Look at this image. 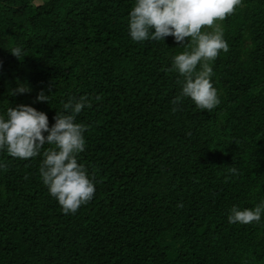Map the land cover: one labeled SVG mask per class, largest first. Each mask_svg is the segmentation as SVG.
Here are the masks:
<instances>
[{
	"label": "trees",
	"instance_id": "trees-1",
	"mask_svg": "<svg viewBox=\"0 0 264 264\" xmlns=\"http://www.w3.org/2000/svg\"><path fill=\"white\" fill-rule=\"evenodd\" d=\"M134 3L0 0V116L24 104L51 127L70 98L89 99L78 162L95 184L64 214L42 182L44 149L26 160L0 150V264H264V214L228 222L233 206L264 201V0L221 22L220 104L208 112L186 97L175 113L183 77L165 69L184 46L133 41ZM19 83L31 91L11 94Z\"/></svg>",
	"mask_w": 264,
	"mask_h": 264
},
{
	"label": "clouds",
	"instance_id": "clouds-1",
	"mask_svg": "<svg viewBox=\"0 0 264 264\" xmlns=\"http://www.w3.org/2000/svg\"><path fill=\"white\" fill-rule=\"evenodd\" d=\"M242 6V0H135L128 21L133 41H164L172 36L179 45L184 46V51L172 58L171 68L165 69L176 71L183 77V81H177L181 84V91L172 100L173 113L178 110L175 105L182 103L186 97L198 109L208 112L220 104L218 90L211 80V65L221 52L229 51L221 22ZM10 52L21 59V47H13ZM30 91L29 86L19 83L11 94ZM36 99L48 101L49 96L40 91ZM95 99L100 100L101 97L96 96ZM85 106L91 107V101L86 97L75 101L70 98L63 104V109L70 111L67 114L56 112L55 123L51 127L44 112L24 104L10 106L7 119L0 116V150H6L13 158L26 160L40 155L44 149L39 169L42 182L48 187L50 195L58 200L64 214H75L95 195L94 178H90L86 167L78 162L79 154L85 150L84 132L88 126L76 122V117ZM45 145L50 147L45 149ZM228 171L237 173L235 167ZM177 207L182 208L183 204ZM262 214L264 201L254 208L243 210L233 206L228 222L259 223Z\"/></svg>",
	"mask_w": 264,
	"mask_h": 264
},
{
	"label": "rangeland",
	"instance_id": "rangeland-1",
	"mask_svg": "<svg viewBox=\"0 0 264 264\" xmlns=\"http://www.w3.org/2000/svg\"><path fill=\"white\" fill-rule=\"evenodd\" d=\"M41 0H36V2L38 3V2H40Z\"/></svg>",
	"mask_w": 264,
	"mask_h": 264
}]
</instances>
